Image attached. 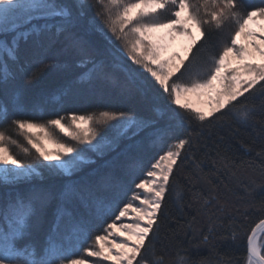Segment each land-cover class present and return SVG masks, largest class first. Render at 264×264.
I'll list each match as a JSON object with an SVG mask.
<instances>
[{
	"label": "snow or ice",
	"instance_id": "snow-or-ice-1",
	"mask_svg": "<svg viewBox=\"0 0 264 264\" xmlns=\"http://www.w3.org/2000/svg\"><path fill=\"white\" fill-rule=\"evenodd\" d=\"M104 86L124 106L63 107ZM229 120L253 129L259 150L242 146L259 163L218 161L264 186V0H0V264H207L157 248L169 201L194 208L180 227L200 243L227 233L216 264H264V198L241 211L195 160Z\"/></svg>",
	"mask_w": 264,
	"mask_h": 264
},
{
	"label": "trees",
	"instance_id": "trees-1",
	"mask_svg": "<svg viewBox=\"0 0 264 264\" xmlns=\"http://www.w3.org/2000/svg\"><path fill=\"white\" fill-rule=\"evenodd\" d=\"M248 2L255 5L260 4L261 0H248ZM209 42L215 45V36L209 37ZM60 83V80L49 77L45 79L42 86L53 89L58 87ZM122 106H124V102L119 97L118 91L111 89L109 86L98 88L96 91L85 87L80 90L75 99L63 105L65 109L75 111L79 114L93 113L108 107L118 108ZM60 114L64 115L65 112L61 111ZM16 138L22 144H26L22 137ZM253 141H255V149L259 150L261 141L255 137L253 129L235 120H229L227 123L217 124L211 129H205L200 147L196 150L195 154V160L201 162L203 173L217 186L221 199L227 200L231 204L241 205V211L244 210V202L241 201V197H244L245 201H259L264 198V186L260 185L258 170L254 172L252 168L242 166L237 169L236 176H233L218 161L217 152H224L225 149H228L227 154L233 159L236 165H240L242 161L247 162L250 160H255L256 164H258L259 159L256 158L255 151L247 152L245 147L242 146H252ZM195 172L193 160H185L182 167L178 170V175L181 178V182L186 183L184 177L187 175H195ZM253 178L257 181L255 185L249 182ZM240 181L248 185L251 189L249 193H245ZM196 186L205 189L209 187L203 182L197 183ZM166 211L170 214V217H176L177 222L169 219L167 225L161 229L159 241L157 242L158 249L163 246L166 252L172 255L177 246H180L187 250L192 260L197 262L207 261V264H216L218 255L228 251V241L221 238L223 235H227L223 229L218 230L216 237L214 239L210 238L209 243L203 244L200 243L201 236L199 232L194 235L191 230H187L186 232L180 227L181 223H185L186 220L191 219L192 215L196 214L194 208L188 209L186 207L185 213L187 215L185 216L179 211L173 201H169L166 205ZM197 220L199 223L195 225L196 228L202 232H206L208 226L206 216L201 213L197 216ZM177 264H183V262L177 258Z\"/></svg>",
	"mask_w": 264,
	"mask_h": 264
},
{
	"label": "rangeland",
	"instance_id": "rangeland-1",
	"mask_svg": "<svg viewBox=\"0 0 264 264\" xmlns=\"http://www.w3.org/2000/svg\"><path fill=\"white\" fill-rule=\"evenodd\" d=\"M205 110H207L206 107H205ZM62 138L63 139H67V138H64V137H62ZM124 222L127 223V222H130V221L126 219ZM116 239L119 241L120 238L117 236ZM87 259H89L91 261V260H94L96 258L88 257Z\"/></svg>",
	"mask_w": 264,
	"mask_h": 264
}]
</instances>
